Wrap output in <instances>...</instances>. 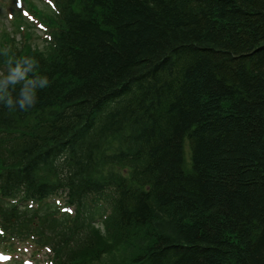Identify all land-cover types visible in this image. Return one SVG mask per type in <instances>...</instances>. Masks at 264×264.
<instances>
[{"label": "trees", "instance_id": "obj_1", "mask_svg": "<svg viewBox=\"0 0 264 264\" xmlns=\"http://www.w3.org/2000/svg\"><path fill=\"white\" fill-rule=\"evenodd\" d=\"M55 1L43 49L0 34V80L27 57L50 81L0 104V199L77 205L29 219L56 227V264H264V0Z\"/></svg>", "mask_w": 264, "mask_h": 264}, {"label": "clouds", "instance_id": "obj_2", "mask_svg": "<svg viewBox=\"0 0 264 264\" xmlns=\"http://www.w3.org/2000/svg\"><path fill=\"white\" fill-rule=\"evenodd\" d=\"M7 52L5 51L4 54ZM28 67H22V62H27ZM22 62H18L14 68L11 69V73L2 80H0V104L7 107L9 110L18 108L21 111H28L35 107L38 102V93L40 90L47 88L50 84L49 78L40 75L29 76V71L32 70L33 65L38 63L34 58H22ZM21 81H25L23 86L20 87L19 96L17 99H13L7 91V85L9 83L16 85Z\"/></svg>", "mask_w": 264, "mask_h": 264}, {"label": "rangeland", "instance_id": "obj_3", "mask_svg": "<svg viewBox=\"0 0 264 264\" xmlns=\"http://www.w3.org/2000/svg\"><path fill=\"white\" fill-rule=\"evenodd\" d=\"M15 5L17 7L16 2H15ZM9 7L10 6H4V5L0 4V27H6L8 30H12L13 27H12L11 23H9V20L6 18V13L8 14ZM0 31H1V29H0ZM31 32L33 33L32 40H33L34 44L36 46L43 47L44 41L40 38V36L43 35L44 32L41 31L40 29L36 30V32H34V31H31ZM185 157H186V161H187V166H189L190 160H189L188 154H186ZM106 259H108V258H106ZM106 259H105V261L107 262Z\"/></svg>", "mask_w": 264, "mask_h": 264}]
</instances>
